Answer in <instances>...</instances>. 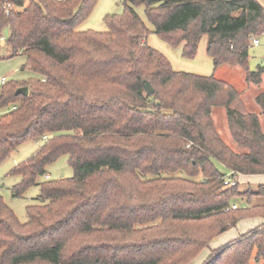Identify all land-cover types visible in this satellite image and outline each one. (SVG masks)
Segmentation results:
<instances>
[{"label":"trees","instance_id":"trees-1","mask_svg":"<svg viewBox=\"0 0 264 264\" xmlns=\"http://www.w3.org/2000/svg\"><path fill=\"white\" fill-rule=\"evenodd\" d=\"M97 1L11 0L16 10L0 12L11 57L22 55L34 75L1 85L0 164L42 140L8 171L19 178L12 196L38 187L39 202L25 206L21 223L0 195V264H190L240 220H264V204H254L264 185L238 186L239 175H264L258 115L224 80L173 70L146 43L135 10L143 5L153 33L183 58L207 35L216 68L238 66L259 85L264 62L248 69L251 39L264 35L259 0H122V14L104 18L106 32H77ZM20 87L26 95L15 94ZM255 103L264 118V91ZM213 107L225 109L238 152L220 138ZM60 158L72 176L47 179ZM239 198L245 204L231 209ZM251 260L264 261V222L201 264Z\"/></svg>","mask_w":264,"mask_h":264},{"label":"rangeland","instance_id":"rangeland-1","mask_svg":"<svg viewBox=\"0 0 264 264\" xmlns=\"http://www.w3.org/2000/svg\"><path fill=\"white\" fill-rule=\"evenodd\" d=\"M60 1V0H58ZM260 4L264 8V3L260 1ZM95 7L88 15L86 19L77 27V32L90 30L93 32H106V26L104 24V18L110 15H121L123 12L122 0H98L95 3ZM136 13L140 19L144 22L148 29V35L146 37V43L153 49L160 51L169 61L172 69L175 71H182L186 73H194L198 75H213L218 79H222L229 85L237 89L241 93L242 103L249 112H254L258 115L259 123H261V129L264 133V118L260 115V109L255 103V97L264 91V76L259 85L247 84L243 77L242 70L236 67H230L227 65H220L215 67L211 58L206 53L207 35L201 37L198 43V50L194 58L185 59L181 56V48L169 47L160 37L153 33V27L145 18L144 6L137 7ZM258 40L257 45H253L252 42L249 44V58H248V69L249 71L255 70L259 65L263 63L264 59V35L255 37ZM144 41V39L142 40ZM9 49L6 46L0 49V78L5 76L8 82H21L28 81L34 78V75L24 70L22 65L24 64V57L22 55L11 57ZM1 88V84H0ZM212 118L216 125L217 132L222 140L234 151L238 152L239 148L236 147L232 139L230 138L228 125L226 124V112L225 109L213 107ZM42 140L37 138L34 141H28L22 143L15 151H13L5 160L0 164V195L6 205L12 208L18 220L23 223L26 220L25 206L38 204V187L28 188L22 198H14L12 196L11 188L19 182V178L8 175V171L14 166L20 164L25 159L32 156L36 150L41 146ZM217 166L220 168L219 164ZM47 174L50 179L59 178L64 176L68 178L72 176V170L70 167H66L64 158H60L57 162L47 167ZM183 176L180 172L174 174V176ZM248 179V180H247ZM256 177L242 176L238 179V186L240 189L250 186L251 189H255L257 185L254 180ZM247 182H244L246 181ZM235 204L240 207L244 205V201L235 199ZM256 219V218H255ZM255 219H252L253 221ZM247 220V219H246ZM244 219V221H246ZM231 229L233 236L238 237L241 233L243 222ZM249 228V227H248ZM207 249H204L199 253L190 264H200L207 256ZM251 264H264V261L259 260L255 262L251 260Z\"/></svg>","mask_w":264,"mask_h":264},{"label":"crops","instance_id":"crops-1","mask_svg":"<svg viewBox=\"0 0 264 264\" xmlns=\"http://www.w3.org/2000/svg\"><path fill=\"white\" fill-rule=\"evenodd\" d=\"M263 62H264V59H263ZM242 176L245 177V175H239V177H242ZM239 177H238V179H239ZM251 177H253V178L256 177L254 182H255V184L257 186L264 185V175H254V176H251ZM247 180L244 181V182H247ZM254 204H264V199L261 198V197H255ZM255 218H246L247 219V220L245 219L246 221H244V219L240 220L241 222L244 221L243 222V226L241 227L242 230H241L240 234L245 233L246 231L251 230V229L255 228L257 225H259L262 222H264V220L262 218H259V217H255ZM252 219H255V220L253 221ZM239 224H240V222L237 223L236 226L239 225ZM232 228H234V227H232ZM232 228L226 230L223 234H220V235H217V236L213 237L209 241L208 247L205 248L208 251L206 258L209 256V254H210V252L212 250L217 249L218 247H221V246L225 245V243L237 238V237H235V235L233 236V232H231Z\"/></svg>","mask_w":264,"mask_h":264},{"label":"built area","instance_id":"built-area-1","mask_svg":"<svg viewBox=\"0 0 264 264\" xmlns=\"http://www.w3.org/2000/svg\"><path fill=\"white\" fill-rule=\"evenodd\" d=\"M13 10H16V6H14L11 2V0H2L0 2V12L3 13L4 15H9ZM8 39V33L7 31H2L0 32V49L3 48V46H6V42ZM251 42L253 45H257L259 42L256 38H252ZM7 80V78L5 76L0 78V84L3 85L4 82ZM44 140L46 139V137L43 138ZM49 177H47L48 179ZM224 184H230L233 185V181L229 178H225L224 179ZM239 207L234 204L231 206V209L235 210L238 209Z\"/></svg>","mask_w":264,"mask_h":264},{"label":"water","instance_id":"water-1","mask_svg":"<svg viewBox=\"0 0 264 264\" xmlns=\"http://www.w3.org/2000/svg\"><path fill=\"white\" fill-rule=\"evenodd\" d=\"M144 89L147 95L151 96L153 94V88L151 87L150 83L144 82ZM16 95L22 94L26 95L27 94V88L26 87H20L19 89L16 90L15 92Z\"/></svg>","mask_w":264,"mask_h":264}]
</instances>
